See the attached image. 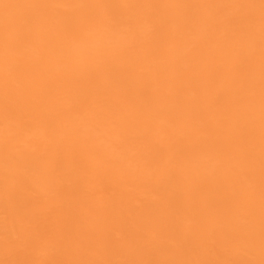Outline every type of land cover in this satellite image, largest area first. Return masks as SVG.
I'll use <instances>...</instances> for the list:
<instances>
[{
  "label": "snow or ice",
  "instance_id": "6c2138e0",
  "mask_svg": "<svg viewBox=\"0 0 264 264\" xmlns=\"http://www.w3.org/2000/svg\"><path fill=\"white\" fill-rule=\"evenodd\" d=\"M10 5H4L9 7ZM36 9L37 13L23 21L27 28H13L6 24L0 38V57L4 62V78L0 84V167L3 169L2 196L5 202L4 234L0 240L4 259L0 264H264V0L259 4L209 5L258 9L252 14L228 16L211 21L196 18L182 19L169 32L167 20L159 19L152 29L151 41L137 35L139 18L125 15L122 10L144 8L199 7L179 4L134 3H65L41 2L20 5ZM202 24L209 41H214L217 52L230 73H239V66H228L227 59L249 51L256 42L257 24L260 52V192L259 231H256L254 176L251 167L246 177L248 190L232 192L221 208L214 212L202 211L194 231L184 233L181 210L172 201L165 205L170 227L177 233V243L189 238L197 243L193 253L205 249L221 257L217 259H31L36 242L51 234L57 242L68 241L69 249L81 247V235H86L91 250H110L129 241L131 234L121 225L113 236L114 223H120L123 213L115 208L109 218L95 229L86 230L78 220L45 223L42 209L52 196L60 191L57 180L70 171L83 172L92 178L109 179L126 191L118 193L122 207L134 197L136 189L147 187L145 181L171 167L185 151L191 153L189 165L200 169L208 164L222 166L225 161L239 162L241 137L251 125L254 105L237 96L234 118L245 119L246 125L226 126L216 120L215 126L197 121L190 106L180 101L184 89L194 84L201 97L214 83L215 74L207 78L186 79L169 74L171 62L176 59L174 42L196 39L193 28ZM147 45V46H146ZM144 48L147 58L160 65L164 74L161 91L154 98L147 92L134 98L114 97L107 88L93 84L77 85L75 74L91 65H111L123 53L135 47ZM195 50V49H194ZM168 59V63L165 59ZM65 73L56 76L50 66ZM47 68V73L40 68ZM55 78L54 85L48 81ZM233 87H247L254 94L251 75L246 81L233 78ZM155 92V90H153ZM75 93V103L64 108L57 105L62 95ZM176 97L177 109L168 120L157 117L166 112V100ZM221 97H217L219 103ZM203 107V105H202ZM243 109V112L241 111ZM74 125L69 127V125ZM45 146L41 147V138ZM71 137L82 144L80 151L69 159L60 151V141ZM215 138L224 161L200 154L199 145ZM167 146L168 151L162 150ZM147 170V171H146ZM151 230V229H150ZM155 242L143 238L139 249ZM258 251V259L250 257Z\"/></svg>",
  "mask_w": 264,
  "mask_h": 264
},
{
  "label": "bare ground",
  "instance_id": "6f19581e",
  "mask_svg": "<svg viewBox=\"0 0 264 264\" xmlns=\"http://www.w3.org/2000/svg\"><path fill=\"white\" fill-rule=\"evenodd\" d=\"M41 2H65V3H134V4H179L195 5L199 7L184 8H144L136 10H122L125 15L135 14L139 18L137 35L141 40L151 41L152 29L155 22L161 18L167 20L169 32L176 29L177 22L182 19L196 18L201 21H211L228 16L252 14L259 16L258 9H239L232 7H207L209 5L232 4H259V0H0V38L3 36L4 27L9 24L13 28L24 27L23 21L37 13L36 9L20 7V5ZM4 5H10L4 7ZM196 39L177 40L174 42L176 59L171 62L169 74H179L186 79L207 78L209 74H215V81L201 97L198 85L186 87L180 101L190 106L197 121H207L215 126L218 118L226 126H245V119L234 118L237 96L244 97L254 105L251 114L252 123L246 128L241 137L242 154L239 162L225 161L222 166L208 164L200 169H194L189 165L190 152L185 151L178 156L171 167L160 174L146 180L147 187L136 189L134 197L126 201L121 207L117 202L118 193L126 191L122 185L117 186L109 179L92 178L83 172L70 171L67 175L57 180L60 191L49 198L45 206L38 211L41 213L42 222L53 224L64 222L71 224L78 220L84 229H95L99 232V226L109 218L114 208L122 212V217H111L114 221L112 234L116 236L122 225L124 230L131 234L127 242H123L110 250H91L86 235H81V247L69 249L68 241L57 242L49 234L43 240L37 241L35 251L28 257L31 259H217L221 258L208 250L201 249L199 255L193 253L196 241L189 238L186 243H177V233L170 227L167 219L165 205L168 201L181 210L182 228L184 233L190 234L195 230L199 214L202 211L214 212L223 206L224 201L232 192L244 193L248 190L246 177L251 167L254 176V201L256 211V231H259V192H260V52L259 32L257 24L256 42L250 51L244 49L241 55L227 59L228 66H239V73H230L221 60L214 41H209L206 29L202 24L193 28ZM147 46V45H146ZM195 49V50H194ZM168 63V59H165ZM56 76H64L65 73L58 70L55 65L50 66ZM47 73V68H40ZM251 75L254 83V94H247V87L235 88L231 81L239 78L246 81ZM164 74L160 71V65L154 64L144 48L139 46L123 53L111 65H91L82 68L75 74L77 85L93 84L101 88H107L114 97L134 98L137 93L147 92L149 98H154L161 91H166L162 85ZM4 78V62L0 57V84ZM56 83L55 78L48 81ZM155 90V92L153 91ZM221 97L219 103L217 97ZM2 101V94H0ZM75 103V93L62 95L57 105L60 108ZM166 112L157 117L160 120H168L177 109L176 97H168L166 100ZM203 105V107H202ZM243 112V109H241ZM74 125H69L73 127ZM2 127V118H0ZM45 139L41 138V147L45 146ZM60 151L69 159L73 152L80 151L82 144H78L71 137H65L60 141ZM201 157L205 160L212 155L216 160L224 161L223 153L215 138L205 140L199 145ZM162 150L167 152V146ZM147 171V170H146ZM3 169L0 167V240L4 234V209L5 202L2 196ZM151 229V230H150ZM143 238L153 240L155 244L142 250L137 243ZM258 259V251L250 257ZM0 259H4L2 247H0Z\"/></svg>",
  "mask_w": 264,
  "mask_h": 264
}]
</instances>
